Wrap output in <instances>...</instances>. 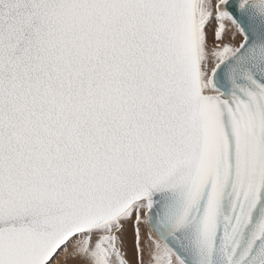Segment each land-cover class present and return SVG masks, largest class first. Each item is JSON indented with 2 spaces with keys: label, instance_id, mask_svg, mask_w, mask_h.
Instances as JSON below:
<instances>
[{
  "label": "snow or ice",
  "instance_id": "6c2138e0",
  "mask_svg": "<svg viewBox=\"0 0 264 264\" xmlns=\"http://www.w3.org/2000/svg\"><path fill=\"white\" fill-rule=\"evenodd\" d=\"M0 264H264V0H0Z\"/></svg>",
  "mask_w": 264,
  "mask_h": 264
}]
</instances>
